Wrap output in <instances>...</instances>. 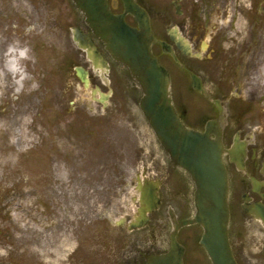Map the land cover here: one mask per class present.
Masks as SVG:
<instances>
[{"label": "rangeland", "instance_id": "374dc122", "mask_svg": "<svg viewBox=\"0 0 264 264\" xmlns=\"http://www.w3.org/2000/svg\"><path fill=\"white\" fill-rule=\"evenodd\" d=\"M7 1L0 15V264L121 263L115 241L124 247L129 238L116 225L134 216L139 197L125 164L143 150L164 156L140 111V88L114 63L122 112L98 115L96 86L85 91L74 74L72 29L81 16L72 0ZM13 58L17 75L7 66ZM195 233L196 225L183 228L179 241L192 264H210L196 238L186 239Z\"/></svg>", "mask_w": 264, "mask_h": 264}, {"label": "flooded vegetation", "instance_id": "af4514ba", "mask_svg": "<svg viewBox=\"0 0 264 264\" xmlns=\"http://www.w3.org/2000/svg\"><path fill=\"white\" fill-rule=\"evenodd\" d=\"M135 2L147 11L154 37L174 53L173 56L164 52L157 42L151 46L169 73L170 95L177 115L190 130L203 133L214 122V131L222 134L229 181V239L236 262L264 264V0ZM108 3L113 13L124 12L119 0ZM0 5V15L5 16L8 1L0 0ZM125 20L131 27L139 28L132 15ZM74 27L80 28L83 36L94 43L100 53L98 58H104L110 67L108 74L102 71L75 44V76L78 78V71L82 70L91 85L108 92L100 94L97 89L92 92L97 105L95 112L101 116L122 112L124 103L115 99L117 77L113 57L85 18H81L80 26ZM192 75L197 81L195 86ZM84 90L88 91L85 87ZM163 154L161 158L143 150L125 164L126 173L136 178H129L136 188L147 181V185L160 190L161 202L142 229L128 230V223L135 216L120 222L119 232L129 240L125 239L124 247L115 241L123 260L117 264H148L152 256L167 252L170 235L167 225L173 229V220L185 221L195 214L194 183ZM137 205L136 211L138 202ZM198 236L195 233L186 239L197 240ZM192 263V256L186 253L184 264Z\"/></svg>", "mask_w": 264, "mask_h": 264}, {"label": "water", "instance_id": "95a60500", "mask_svg": "<svg viewBox=\"0 0 264 264\" xmlns=\"http://www.w3.org/2000/svg\"><path fill=\"white\" fill-rule=\"evenodd\" d=\"M73 1L113 58L129 68L132 77L143 91L140 108L145 119L172 162L183 168L196 185L195 217L185 222H175L169 238V251L160 256H152L148 264H184L185 248L177 241V235L181 228L194 224L201 225L204 230L201 245L204 246L212 264H237L228 234L229 183L223 161L222 134L220 131H214L215 123H209L204 133L188 130L176 114L170 98L169 74L153 56L151 44L159 43L168 53H172L171 48L155 39L147 12L134 0H121L125 8L121 15L110 11L107 0ZM128 14L135 17L139 30L127 25L125 17ZM74 39L91 57L98 56L92 48V42L87 41L79 29H75ZM178 46L182 49L180 44ZM102 62L108 68L107 63ZM79 76L88 87L86 75ZM192 77L193 83L196 84L195 77ZM212 135L216 138H212ZM140 192L139 217L130 224V230L144 227L148 214L159 205L158 189L143 188Z\"/></svg>", "mask_w": 264, "mask_h": 264}, {"label": "bare ground", "instance_id": "6f19581e", "mask_svg": "<svg viewBox=\"0 0 264 264\" xmlns=\"http://www.w3.org/2000/svg\"><path fill=\"white\" fill-rule=\"evenodd\" d=\"M15 52L12 50L10 51V55H14ZM7 66H8V70H9V73H12L14 75H17L19 72L18 70V60L15 58L11 59L8 61L7 63Z\"/></svg>", "mask_w": 264, "mask_h": 264}]
</instances>
